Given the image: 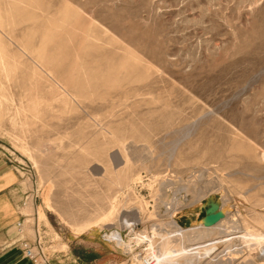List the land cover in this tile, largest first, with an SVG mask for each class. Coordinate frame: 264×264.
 I'll list each match as a JSON object with an SVG mask.
<instances>
[{"label":"rangeland","instance_id":"1","mask_svg":"<svg viewBox=\"0 0 264 264\" xmlns=\"http://www.w3.org/2000/svg\"><path fill=\"white\" fill-rule=\"evenodd\" d=\"M18 221L53 264H264V0H0V264Z\"/></svg>","mask_w":264,"mask_h":264},{"label":"built area","instance_id":"2","mask_svg":"<svg viewBox=\"0 0 264 264\" xmlns=\"http://www.w3.org/2000/svg\"><path fill=\"white\" fill-rule=\"evenodd\" d=\"M18 229V234H21L19 238L15 241L17 242L19 248L22 250L24 257L30 264H53L51 258L47 256L45 250L42 247L41 236L37 238L25 237V226L22 221L16 223ZM105 239L111 243H117L121 241L120 236L105 233ZM153 259L149 257H144L143 261L139 264H152Z\"/></svg>","mask_w":264,"mask_h":264},{"label":"water","instance_id":"3","mask_svg":"<svg viewBox=\"0 0 264 264\" xmlns=\"http://www.w3.org/2000/svg\"><path fill=\"white\" fill-rule=\"evenodd\" d=\"M222 200L216 195H209L206 198L204 209L205 214L200 219V222L207 227L214 226L220 222L224 217L225 213L221 209Z\"/></svg>","mask_w":264,"mask_h":264},{"label":"bare ground","instance_id":"4","mask_svg":"<svg viewBox=\"0 0 264 264\" xmlns=\"http://www.w3.org/2000/svg\"><path fill=\"white\" fill-rule=\"evenodd\" d=\"M184 204V203H183ZM178 207V206H177ZM223 211H224V209H222ZM40 212V211H39ZM43 212V211H42ZM41 213V212H40ZM224 213H225V211H224ZM195 214V213H194ZM172 223L177 227V230H176V235L178 234V232H179V234H181V235H183L184 237L186 236V237H190L191 236V234L193 233V232H197L198 231V229H201V228H203L204 227V225L200 222V223H193L192 225H190V226H182V225H180L175 219L172 221ZM171 223V224H172ZM219 223V222H218ZM198 233V232H197ZM196 233V234H197ZM201 234V233H200ZM193 235V234H192ZM194 236V235H193ZM196 237V236H195ZM196 238H198V240H200V236H197ZM153 241V240H152ZM155 242V241H154ZM197 243L198 242H201V241H196ZM156 255V254H155ZM158 255V254H157ZM161 256V255H160ZM155 258V257H154ZM158 258V257H157ZM162 257H160V259H161ZM156 259V258H155ZM161 261V260H160ZM159 260H158V262H156V260H155V263L156 264H161V262H160ZM154 262V261H153ZM163 263V262H162ZM153 264V263H152ZM166 264V263H165Z\"/></svg>","mask_w":264,"mask_h":264}]
</instances>
